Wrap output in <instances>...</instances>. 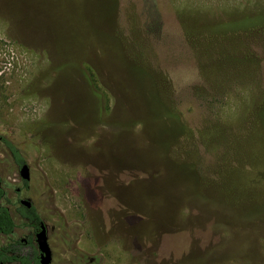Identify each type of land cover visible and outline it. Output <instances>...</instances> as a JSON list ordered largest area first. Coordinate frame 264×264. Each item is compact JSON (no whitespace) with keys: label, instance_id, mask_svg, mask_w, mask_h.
<instances>
[{"label":"rangeland","instance_id":"rangeland-1","mask_svg":"<svg viewBox=\"0 0 264 264\" xmlns=\"http://www.w3.org/2000/svg\"><path fill=\"white\" fill-rule=\"evenodd\" d=\"M262 111L264 0H0V135L55 264H264Z\"/></svg>","mask_w":264,"mask_h":264},{"label":"flooded vegetation","instance_id":"flooded-vegetation-1","mask_svg":"<svg viewBox=\"0 0 264 264\" xmlns=\"http://www.w3.org/2000/svg\"><path fill=\"white\" fill-rule=\"evenodd\" d=\"M5 141H10L8 140L5 136L0 135V155L3 156L4 161H3V166L7 167L9 165V170H14L19 173L20 175V183L21 185L16 187V189L12 192V197H9L7 195L8 190H11L10 187L5 188L3 185L5 180L3 179V176L1 175L0 172V190L3 191V196L0 199V205L6 207L9 210L10 215L12 216L13 220L16 223V228L13 234L11 235H1L0 238L6 239V242L0 246H11L15 245L12 248H16V252L13 254H16L18 251H21L24 255L33 254V264H41V251L39 250V245L37 242V235L41 231L42 225H44L45 230L47 232V241L48 245L51 250V261L50 264H55V254L53 252V245L49 239V233H48V226L47 224L43 221V219L40 217L38 211L36 210V207L34 204L27 200L22 198L23 191H25L27 188H29V184L31 181V172H32V166L30 163L26 160L24 154L20 150L21 156L23 158V161L21 163L16 162L14 156L12 153L8 150ZM11 142V141H10ZM12 143V142H11ZM14 144V143H13ZM15 145V144H14ZM18 147V146H17ZM19 148V147H18ZM2 149V151H1ZM20 149V148H19ZM1 164V162H0ZM27 165L29 168V172H26V175H29V179L25 180L22 175L21 171L23 166ZM6 169V170H8ZM1 171V169H0ZM23 200L31 202V207L25 205L22 203ZM34 211L39 217L40 221H34L33 224H31L30 220L25 217L24 212L25 211ZM20 223L24 224L28 229V233L25 234L22 237H16V230L17 228L21 225ZM10 254V255H13ZM10 264H20V262H13Z\"/></svg>","mask_w":264,"mask_h":264},{"label":"trees","instance_id":"trees-1","mask_svg":"<svg viewBox=\"0 0 264 264\" xmlns=\"http://www.w3.org/2000/svg\"><path fill=\"white\" fill-rule=\"evenodd\" d=\"M262 114H264V111H262ZM5 143L8 150L14 156L16 162L21 163L23 161V158L21 156L20 149L10 141H5ZM2 196L3 191L0 190V199L2 198ZM24 215L30 220L31 224H33L34 221H40V217L33 210L25 211ZM15 228L16 223L10 215L9 210L6 207L0 205V236H8L13 234ZM14 246H2L0 248V264H10L13 262H20V264H33V254L24 255L21 251H18L16 254H13L17 250L16 248H12Z\"/></svg>","mask_w":264,"mask_h":264},{"label":"water","instance_id":"water-1","mask_svg":"<svg viewBox=\"0 0 264 264\" xmlns=\"http://www.w3.org/2000/svg\"><path fill=\"white\" fill-rule=\"evenodd\" d=\"M26 172H29L27 165L23 166L21 175L25 180H28L29 175H26ZM22 203L29 207L32 205L31 202L26 200H23ZM47 240V232L44 225H42L41 231L37 235V242L39 245V250L41 251V264H50L51 261V250Z\"/></svg>","mask_w":264,"mask_h":264}]
</instances>
